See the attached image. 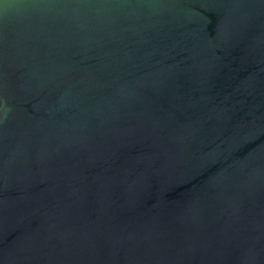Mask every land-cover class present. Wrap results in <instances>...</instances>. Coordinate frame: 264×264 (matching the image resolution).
I'll list each match as a JSON object with an SVG mask.
<instances>
[{
    "label": "water",
    "instance_id": "obj_1",
    "mask_svg": "<svg viewBox=\"0 0 264 264\" xmlns=\"http://www.w3.org/2000/svg\"><path fill=\"white\" fill-rule=\"evenodd\" d=\"M0 264H264V0H0Z\"/></svg>",
    "mask_w": 264,
    "mask_h": 264
}]
</instances>
